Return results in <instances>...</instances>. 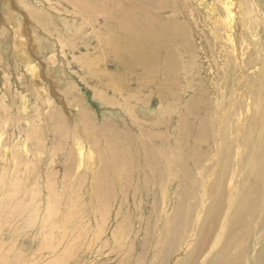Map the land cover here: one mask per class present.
Wrapping results in <instances>:
<instances>
[{
    "label": "bare ground",
    "instance_id": "obj_1",
    "mask_svg": "<svg viewBox=\"0 0 264 264\" xmlns=\"http://www.w3.org/2000/svg\"><path fill=\"white\" fill-rule=\"evenodd\" d=\"M1 10L5 62L39 80L43 64L77 110L71 127L56 112L48 130L33 125L30 157L0 158V232L8 216L37 246L12 264H264V0H1ZM38 50L52 52L43 61ZM67 52L84 73L67 60L63 71ZM123 117L125 129L108 125ZM50 142L49 163L62 160L45 167Z\"/></svg>",
    "mask_w": 264,
    "mask_h": 264
},
{
    "label": "rangeland",
    "instance_id": "obj_2",
    "mask_svg": "<svg viewBox=\"0 0 264 264\" xmlns=\"http://www.w3.org/2000/svg\"><path fill=\"white\" fill-rule=\"evenodd\" d=\"M1 11L2 10H1V0H0V12ZM0 15H1L0 21L1 19L2 20L7 19L5 15H2L1 13ZM11 21H12L11 25L13 26V28L17 27V25L14 24L13 20ZM1 29H4V27L1 26L0 30ZM14 31L16 30L13 29V32ZM15 34L17 35V33ZM51 52L52 51L45 54V53H41V51L38 50L36 52L37 53L36 56L39 57V59L46 61L45 59ZM56 52L60 54L59 47H56ZM91 53H93V51ZM60 56H59L58 61L60 60L61 68L63 67L65 68V70L63 68L64 72L69 71L68 67L66 66L67 64L65 65V62L67 60L69 61V63H71L70 67L72 70L75 69L76 71H78L79 74L84 73L83 71L80 70V67H78V65L75 64L70 53L67 52V56L63 57L65 60L63 58L60 59ZM92 58H95V57L91 56V59ZM5 61H6L5 57H3L0 53V120H1L0 121V124H1L0 126V149H1L0 158H2L5 155L9 157L13 152L20 154L21 157H25V156L30 157L31 148L34 147V142H33L35 138L34 135L36 134L34 132L32 133V126L37 124V128H34L33 131L41 132L44 130V128L48 130V126L50 123L48 116L53 115L54 112H56V115L55 116L53 115L55 120L59 122L61 126L66 125V126L71 127L73 125H70L68 123H71L72 122L71 120L74 119L73 122L75 124V121L77 120V114H76L77 110L75 109L73 111L72 109H68V108H66L67 110H65L64 105L62 104V99L59 98V95L53 93V89L51 87L50 80L51 79L56 80V78L55 77L52 78V75L49 74V69L45 68L43 64L38 66V68H40V71H39L40 77H43V80L42 79L39 80L38 78H34L33 76L27 74L26 70L23 69L22 67H19V69L16 67H12V66L9 67V63ZM44 63L46 64V62ZM112 64H113L112 62L107 63L106 67L108 68V70L115 69L116 66ZM43 68L45 69L43 70ZM19 70L21 71V73L19 72ZM212 73H213V76L215 77V82L218 83V73L216 71H212ZM76 82L78 83L77 89H79V91L81 90L83 91L80 97L88 100L87 102L88 104H86L88 109L93 113V115H96L95 112H98L99 118H102L101 113L103 112L105 107H103L104 104L102 105L101 103H99L98 99L94 96L95 94L94 88L91 86V84L87 85L86 83H83L79 80H77ZM37 83L40 87L36 85ZM56 84L60 85L59 83H56ZM58 85L54 86V88L55 89L57 88L56 90L61 92L60 86ZM133 86H136V85H133ZM153 89L154 88H151L152 91ZM43 90L45 91L48 90V91L45 92ZM49 90H52V91H49ZM143 93L148 94L147 92H143ZM46 95L52 97L51 102L47 103L48 97ZM24 99H26V101ZM23 101H25L26 106L23 105L24 104ZM151 101L153 102L152 106L157 107L158 103L156 102V100L152 99ZM89 104L92 106V108L90 107ZM25 120L27 121L26 123H25ZM64 120L68 123L65 124ZM93 120L95 121L96 127L99 130H103V126L105 125V122L102 123L101 121H98L95 118H93ZM34 121H36V123H33ZM121 121L123 122L125 121V124L115 125V123H121V122H117L113 120V122H110L108 125L111 126L112 128H115L121 131L125 129L123 128V126L133 122V121L130 122L128 117L127 118L123 117V120ZM146 125H149V124H146ZM12 135L13 137H11ZM142 136H144L145 140L148 139L146 135H142ZM6 140L8 143H6ZM17 142L19 145L17 144ZM52 143L53 142L49 143V146L46 147L45 154L41 155L39 160H37L39 161V165L43 164L45 167L47 166L50 167L51 164L56 165L55 164L56 159L57 160L59 159L57 162H60L62 160L61 158L62 152H58L60 153V155L53 158L54 159L53 163L51 164L49 163L51 161L49 154L51 153L50 150L53 146ZM79 143H82L81 148L83 149V152H84L83 157H85L86 159L85 154L86 152L91 150V145L87 140L85 141L81 140L79 141ZM83 144H85L84 148H83ZM72 145L73 144H70V147ZM2 149L4 151H2ZM73 156L77 159L80 158L79 153L76 150H74ZM87 163L88 162L84 160L83 165L86 166ZM22 168L24 170L27 169V167H22ZM56 169L60 170L58 167ZM97 172H99V170H97ZM60 173H63V170H60ZM0 175L7 177V174L3 172V170H1ZM1 182L2 180H0V183ZM4 219H6L7 222L10 221L11 224L15 225L13 223L14 219H9L8 216H5ZM7 222L5 224L6 228L4 227L3 230L0 232V247H1L0 250L4 251V255H5L7 263L12 264L15 261L16 257H20L21 255H23L24 257H27V259L31 258L32 253H34L35 248L37 247L35 244V237L33 236V232H31V230H28V229H19L18 227L14 229L13 225L8 224Z\"/></svg>",
    "mask_w": 264,
    "mask_h": 264
}]
</instances>
